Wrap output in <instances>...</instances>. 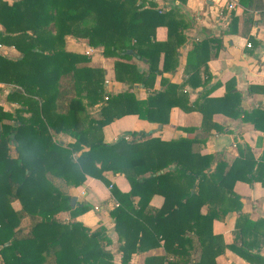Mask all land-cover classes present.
Segmentation results:
<instances>
[{"label": "trees", "instance_id": "16d2710c", "mask_svg": "<svg viewBox=\"0 0 264 264\" xmlns=\"http://www.w3.org/2000/svg\"><path fill=\"white\" fill-rule=\"evenodd\" d=\"M173 1L184 5L187 0ZM239 2L264 7V0ZM242 19L246 35L253 18L245 13ZM237 22L232 13L225 34L236 33ZM189 25L180 6L162 9L155 0H0V46H12L19 53L16 58L0 53V84L11 86L6 101L17 104L11 111L0 105V264H112L111 241L103 225L92 230L56 217L68 212L74 218L90 209L85 203L71 206L62 188L81 186L87 177L110 187L119 202L110 215L122 242V264L143 249L147 239L153 246L162 239L167 250L184 247L190 243L186 230L200 242L197 264H208L223 251L215 247L219 236H212V222L241 209L240 196L233 191L237 181L264 184V152L257 162L248 145L237 146L239 156L229 162L224 156L200 154L198 146L206 137L163 140L151 132L130 131L125 135L129 139L103 140L104 126L122 115L133 114L164 128L174 106L200 112L204 133L221 131L212 121L215 113L232 118L243 113L244 121L264 131V111H241V95L231 82L221 97H210L206 90L190 102L182 92L185 84L205 87L210 81L209 43L216 42L219 49L220 38H204L187 51L184 83L163 77L178 68ZM158 26L167 28L163 52L150 49ZM68 37L114 58V78L127 89L108 94L106 71L90 65L89 56L66 51ZM134 58L147 69L139 70ZM158 75L162 89L137 99L133 85L152 89ZM98 103V111L90 112ZM174 129L189 133L195 127ZM60 133L73 141L61 142ZM105 172L123 176L130 190L121 192ZM154 194L164 198L160 208L149 206ZM259 224L264 223L239 213L235 228L240 245H228L251 263L261 259L251 252L264 241V231L259 243L256 239Z\"/></svg>", "mask_w": 264, "mask_h": 264}, {"label": "crops", "instance_id": "0c3cea01", "mask_svg": "<svg viewBox=\"0 0 264 264\" xmlns=\"http://www.w3.org/2000/svg\"><path fill=\"white\" fill-rule=\"evenodd\" d=\"M157 6L165 9L173 6H180L186 19L190 23L184 30L187 36L185 43L180 47L181 55L179 66L173 73L166 72L163 77L178 85L184 83L188 75L184 71L186 53L192 48L195 42L204 38H220L221 46L216 42L209 43V55L207 60L208 70L211 75L210 81L205 87H196L185 84L182 92L188 93L190 102L194 101L198 95L206 90H210V97H221L228 90V86L233 83L234 88L240 93L241 111H264V7H248L242 5L239 0H187L186 4L180 5L173 0H155ZM234 3L235 7L230 9L228 5ZM238 16L236 25L237 32L225 34L230 23L231 15ZM250 13L253 23L246 35L242 33L243 16ZM1 29V26H0ZM167 28L158 26L155 30V41L150 44V49L163 52L166 50ZM247 43L250 46H247ZM65 50L85 54L90 57V65L102 67L106 71L105 88L108 94H117L127 89V85L114 78V58L104 57L101 48H95L85 41L67 38ZM3 52V53H2ZM18 53L12 46L1 45L0 53L15 58L12 55ZM139 70L147 69V64L134 58L132 60ZM161 65V63H160ZM200 79H204L203 73ZM153 89L160 90V75L156 77L153 88H145L144 85L134 84L131 91L137 99H145ZM100 104H95L90 108V112H96ZM243 113L232 118L222 113H215L212 121L221 128V131L211 129L204 133L200 127L202 115L196 110L186 112L178 106H174L169 111V122L164 128L157 127L147 120L138 118L136 115H122L115 118L110 124L103 128L104 142L112 143L119 137L127 135L130 131L151 132L152 136L163 140L181 136L206 137L204 143L199 144L200 154H213L216 158L223 157L231 162L239 156L237 146L248 145L255 160L258 162L264 152V131L256 129L251 122L243 120ZM264 122V121H263ZM264 124V123H263ZM175 127H195L193 132L185 133L174 129ZM129 137V136H128ZM56 138V137H55ZM59 140L63 143L72 142L73 138L60 133ZM106 179L114 184L121 192H128L130 185L123 176H114L110 172H105ZM63 192L70 197H76L75 204H88L90 209L86 212L71 217L68 212H61L56 217L60 220L78 221L95 229L103 225L106 234L109 236L110 244L108 249L112 254V264H122V251L118 240L117 232L114 228V218L110 212L119 205L117 199L110 192L102 181L93 177H87L85 182L78 187L62 186ZM233 191L240 196L241 209L227 213L220 219L212 222V236H219L215 247L223 251L212 261L209 258L208 264H264V241L258 249L253 248L252 253L259 254L261 259L257 262H249L239 254L234 252L228 245L239 246V235L235 228L239 213L245 214L252 221L264 223V184L260 181L252 183L237 181L233 186ZM138 198L133 201L136 206ZM164 198L160 194H154L149 201V206L160 208ZM207 206L201 208V213H205ZM28 223L27 218L22 220ZM25 227V226H24ZM264 231V224L257 227L255 234L258 243L261 241V233ZM245 234L248 233L244 230ZM240 234V233H239ZM190 238V243L177 249H166L164 241L159 238L158 245L153 246V240L147 239L143 249L134 252L129 262L125 264H197L200 260V242L193 232H184ZM211 241V236L206 235ZM175 247V246H174Z\"/></svg>", "mask_w": 264, "mask_h": 264}, {"label": "rangeland", "instance_id": "374dc122", "mask_svg": "<svg viewBox=\"0 0 264 264\" xmlns=\"http://www.w3.org/2000/svg\"><path fill=\"white\" fill-rule=\"evenodd\" d=\"M3 53V52H2ZM12 55H15V56H18L19 55V53H13V54H11V56ZM9 57V56H8ZM12 58V57H11ZM16 58V57H15ZM10 88H11V86L10 85H5V84H0V105L5 109V110H13L15 107H17V104H12V103H9V102H7L6 101V95H7V93H8V91L10 90ZM56 139V138H55ZM57 140V139H56ZM10 154L11 155H13V156H15L16 155V152H15V150H14V146L13 145H11V150H10ZM13 207L14 208H18L19 207V205L15 202L14 204H13ZM23 225L24 226H26L27 225V222L26 221H24L23 222Z\"/></svg>", "mask_w": 264, "mask_h": 264}, {"label": "built area", "instance_id": "2783aa9c", "mask_svg": "<svg viewBox=\"0 0 264 264\" xmlns=\"http://www.w3.org/2000/svg\"><path fill=\"white\" fill-rule=\"evenodd\" d=\"M228 7H229L230 9H233V8L235 7V4H234V3H230V4L228 5ZM247 46H250V44L247 43ZM0 48H1V46H0ZM105 83H107V82H105ZM105 98H106V97H105ZM125 138H126V139H129L130 137L125 136ZM109 188H110V187H109Z\"/></svg>", "mask_w": 264, "mask_h": 264}, {"label": "water", "instance_id": "95a60500", "mask_svg": "<svg viewBox=\"0 0 264 264\" xmlns=\"http://www.w3.org/2000/svg\"><path fill=\"white\" fill-rule=\"evenodd\" d=\"M75 202H76V197H71V199H70V205L71 206H74L75 205ZM8 243H5V245H7Z\"/></svg>", "mask_w": 264, "mask_h": 264}]
</instances>
